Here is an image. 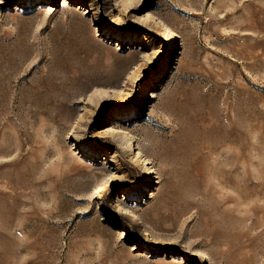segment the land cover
<instances>
[{
	"label": "rangeland",
	"instance_id": "1",
	"mask_svg": "<svg viewBox=\"0 0 264 264\" xmlns=\"http://www.w3.org/2000/svg\"><path fill=\"white\" fill-rule=\"evenodd\" d=\"M0 264H264V0H0Z\"/></svg>",
	"mask_w": 264,
	"mask_h": 264
}]
</instances>
